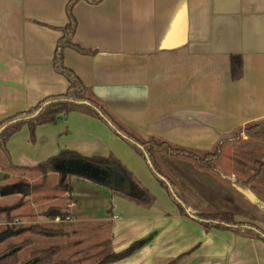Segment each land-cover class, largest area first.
<instances>
[{
  "label": "crops",
  "instance_id": "1",
  "mask_svg": "<svg viewBox=\"0 0 264 264\" xmlns=\"http://www.w3.org/2000/svg\"><path fill=\"white\" fill-rule=\"evenodd\" d=\"M69 1L0 0V121L67 91L69 82L55 70L54 56L69 21ZM73 14L77 23L72 41L93 53L66 47L65 65L142 137L208 150L236 128L264 120V0H78ZM235 55L242 59L237 80L231 67ZM7 148L12 163L24 167L34 168L70 149L88 157L113 154L137 178L143 173L152 204L114 192L103 181L66 174L70 183L63 191L70 197L71 222L103 235L113 252L140 243L112 264H167L182 253L176 264H264L263 239L246 231L206 230L182 214L144 157L91 113L75 110L57 124L39 126L34 143L24 126ZM232 148L226 147L222 168L235 179ZM160 159L196 209H226L237 221L264 230V205L259 204L264 189L254 181L242 190L190 162L168 155ZM69 160L60 161V167ZM0 165L9 167L2 153ZM31 170L37 172H23ZM48 174H59L61 180L62 167ZM45 184L34 197L47 190ZM13 185L2 197L19 193L21 185L33 196L29 185ZM85 196L84 213L77 215V198ZM34 201L30 204L36 206ZM98 201L102 208L91 214L95 211L89 208ZM41 217L36 222L50 221Z\"/></svg>",
  "mask_w": 264,
  "mask_h": 264
},
{
  "label": "trees",
  "instance_id": "2",
  "mask_svg": "<svg viewBox=\"0 0 264 264\" xmlns=\"http://www.w3.org/2000/svg\"><path fill=\"white\" fill-rule=\"evenodd\" d=\"M77 1L78 0H70L68 3L67 13L69 21L63 28V36L58 42L54 56L55 70L64 75L69 82L67 91L62 95L49 97L34 107L19 111L0 121V128L7 125L0 132V153L8 160L9 167L13 169H33L12 163L7 148V142L10 138L21 131L24 126L28 127L30 140L34 143L36 141V131L39 126L44 124H57L63 114L71 111L80 110L91 113L106 123H111V125L109 124L110 128L116 134L120 135L134 150L142 155L146 161L147 159L150 160L151 165H149V167L152 174L158 183L166 189L169 197L182 214L193 217L206 230L216 228L246 231L264 240V230L262 228L253 223L237 221L233 212L229 210L212 208L196 209L188 196L180 189L177 179L169 173L160 159L161 155H168L190 162L202 171L214 173L226 181H234L237 187L242 190L249 186H253L252 182L254 180H258L255 185L256 187L264 189V151L259 149L260 147H264V120L252 121L244 126L236 128L231 135L221 137L213 147L208 150L176 145L156 136H150L147 139L142 137L130 127L119 121L100 101L94 98L90 89L83 84L80 77L64 63L63 51L66 47H72L84 54L93 53V51L85 49L72 41L77 23L73 14V7ZM90 1L97 2L99 0ZM231 67L233 78L236 80L240 79L242 76V59L239 55L232 57ZM38 110L39 112L33 116ZM244 135L246 139L243 138ZM228 145H233V147L238 150H235L238 154H234V163L238 170L246 172L248 169L255 167L253 174L248 178L241 179L238 177L233 179L231 175L222 168V158L225 148ZM251 147H255L256 150H249ZM67 159L89 161L95 166L107 170V172L110 170L113 174L118 176V180L112 179V182H109L107 181L108 178H106L103 183L114 192L125 195L139 203L152 204L154 202L152 193L142 186L137 179L134 178L130 170L113 154L107 157H88L75 150L62 149L57 155L51 156L40 162L34 169L40 170L43 180H46L48 173L50 171H59L61 169L60 161ZM69 175H72V173ZM68 177L67 175L61 177L60 185L64 189L66 186L69 188V183L67 181ZM5 188L6 186L0 185V197L7 194ZM260 202L259 204L262 207L264 204ZM19 206L20 203L0 205V215L4 214L7 222L12 223L11 219H13V217L11 213ZM43 215L50 221L45 223H33L26 227L24 225L16 227L13 224L0 227V244L2 242H7L6 249L0 252V264H68L66 259H59L58 257L64 251L60 245L45 248L35 247L31 251L30 257L26 260H22L21 252L33 245L35 242L33 241L34 239H26L21 243H14L13 241L8 242V240L11 239L10 236L14 237L18 235V231L24 228L29 231V236L34 238H54L70 234V231L66 230L68 226L66 219L72 215L68 207L53 205L47 208L43 212ZM58 218H60V220L56 221ZM97 239L98 242H100L101 239L103 240V235ZM139 245L140 243L136 241L119 252H113L109 246H106L104 249L105 252H102V257L98 261V264H112V262L132 254ZM184 254L185 253L180 254L167 264H176Z\"/></svg>",
  "mask_w": 264,
  "mask_h": 264
},
{
  "label": "rangeland",
  "instance_id": "3",
  "mask_svg": "<svg viewBox=\"0 0 264 264\" xmlns=\"http://www.w3.org/2000/svg\"><path fill=\"white\" fill-rule=\"evenodd\" d=\"M259 149L264 151V147H260ZM232 150L234 151V154L235 153L238 154V152H235V150L237 149L232 148ZM249 150H256V149L255 147L254 148L251 147V149ZM254 168L255 167H253L252 171H250L249 173L238 172L237 168L234 170H236L235 171L236 175H238L239 178L246 179L250 175L253 174ZM8 169H12V170H8ZM16 170H20V171H16ZM36 171L37 172H34L32 170L23 172V169H13L10 167H6L4 165H0V174L4 177H7L6 179L8 181L6 182V180L4 181L1 178L0 185H4L7 187H12V186L14 187L13 185L14 183L19 184L20 182H23L29 185L31 187V192H33V196H31V194L30 195L25 194L26 190L23 189L21 185L19 187V193H15L9 197H2V198L0 197V205H11L14 203H20V206L14 211H12L11 213V216L13 217V219H11L12 223L7 222V219L4 214L0 215V227L5 226V225H11V224L15 225L16 227H19L21 225H24L26 227V226H29L30 224H33L34 222L38 223L36 221L42 219L41 215L43 214V212L47 208L53 205H62L63 207L70 208L69 204H66L68 200H70V197H68V195L65 194V192L63 191L68 187L66 186L65 189L61 187L59 174H51L52 175L51 177L48 174L46 180H43V177H41V171L38 169ZM130 172L132 173V171ZM133 176L134 178L137 179V181L142 186H144L143 184L146 182V180L144 178H141V176H143L142 172L138 174V178L134 174ZM79 177L80 176H77L76 178L79 180L80 179ZM106 178H108L107 181L112 182V177L111 176L109 177L108 174L106 175ZM117 178L118 176L115 177L116 180H118ZM45 181H47V185L46 184L45 185L48 191L45 190L42 193H39L38 195L34 197V193H36L39 190V187L42 185V183H45ZM67 181L68 183H70L69 177ZM79 181H82V180H79ZM257 181L258 180H254V185H256ZM93 186H94L93 184H89V187H93ZM255 187L254 189L256 190ZM89 189H92V188H89ZM5 191L8 192L9 190H5ZM94 192L95 191H91V193H94ZM40 195H43V196L40 197ZM96 198L98 199L99 197H96ZM86 199H87V196L77 198L78 200V205L76 208L77 215L79 213H84V210L86 207L84 200ZM33 200H35L34 202H37L36 206L30 204V202ZM261 200L262 201L260 203L264 204V200L262 198ZM101 205H102V202L99 204V201L98 203L97 202L94 203V206L89 208V209H94L95 211V212L93 211L94 213H91V214H95V215L98 214V210L100 209V207L102 208ZM45 218L47 217L44 216V219ZM71 221H74L73 217H71V219L68 220V222L66 221L68 225V226L66 225L67 226L66 230H69L70 234H67L65 236H59V237H54V238H46V237L34 238V237L29 236V231L24 228L18 231V235L14 237L10 236L11 239L8 240V242L13 241L14 243H21L25 241L26 239H30V238L34 239L33 240L35 241L34 244L27 247L21 252L22 260L28 259L30 257L31 251L35 247L45 248V247H51L54 245H60L64 251L58 257L59 259H66L68 261V264H93L94 262L99 261L102 257V252L107 246V240L101 239L100 242H98L97 233L90 232V230H93L92 228L83 231V228L80 223H75ZM86 228H89V227H86ZM103 245H104V248H103ZM6 246H7V242H4V243L2 242L0 244V252L4 251L6 249ZM86 247H89V248L87 249Z\"/></svg>",
  "mask_w": 264,
  "mask_h": 264
},
{
  "label": "water",
  "instance_id": "4",
  "mask_svg": "<svg viewBox=\"0 0 264 264\" xmlns=\"http://www.w3.org/2000/svg\"><path fill=\"white\" fill-rule=\"evenodd\" d=\"M39 110L33 116H35L39 112ZM109 124L111 125V123H109ZM6 126L7 125L2 126L0 128V132ZM147 162L149 165H151V162L149 159H147ZM61 167H62L63 175H66L68 173L69 174H71V173L72 174H78V175L85 176V177H88L90 179L100 181V182L104 181L106 178V175H107L106 174L107 170L101 169L89 161H84V160H79V159L64 161L61 163ZM115 177H116V174H115ZM13 190H15V189H13Z\"/></svg>",
  "mask_w": 264,
  "mask_h": 264
},
{
  "label": "flooded vegetation",
  "instance_id": "5",
  "mask_svg": "<svg viewBox=\"0 0 264 264\" xmlns=\"http://www.w3.org/2000/svg\"><path fill=\"white\" fill-rule=\"evenodd\" d=\"M106 174H108L109 177L111 176L112 179L115 180V174H113V172H111V171L109 170ZM120 180H121V179H120ZM7 188H8V187L6 186L5 190H7ZM9 188H10V187H9Z\"/></svg>",
  "mask_w": 264,
  "mask_h": 264
},
{
  "label": "built area",
  "instance_id": "6",
  "mask_svg": "<svg viewBox=\"0 0 264 264\" xmlns=\"http://www.w3.org/2000/svg\"><path fill=\"white\" fill-rule=\"evenodd\" d=\"M71 219V216L67 217V221ZM57 220H60V218H58Z\"/></svg>",
  "mask_w": 264,
  "mask_h": 264
}]
</instances>
